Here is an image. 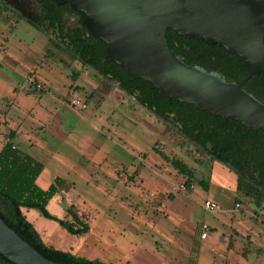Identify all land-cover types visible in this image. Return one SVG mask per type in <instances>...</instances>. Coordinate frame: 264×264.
Listing matches in <instances>:
<instances>
[{
  "label": "rangeland",
  "instance_id": "1",
  "mask_svg": "<svg viewBox=\"0 0 264 264\" xmlns=\"http://www.w3.org/2000/svg\"><path fill=\"white\" fill-rule=\"evenodd\" d=\"M7 140L43 165L41 189L69 183L47 211L71 221L74 205L89 226L73 235L23 210L46 246L105 264H264L260 193L0 6V150ZM164 156L192 170L188 189Z\"/></svg>",
  "mask_w": 264,
  "mask_h": 264
},
{
  "label": "water",
  "instance_id": "2",
  "mask_svg": "<svg viewBox=\"0 0 264 264\" xmlns=\"http://www.w3.org/2000/svg\"><path fill=\"white\" fill-rule=\"evenodd\" d=\"M51 1L78 12L87 34L105 45L104 58L128 78L149 82L161 97L214 118L264 130V105L241 90L253 75H264V0ZM167 31L237 56L242 79L228 83L186 65L169 49ZM0 257L9 264H58L43 258L1 219Z\"/></svg>",
  "mask_w": 264,
  "mask_h": 264
},
{
  "label": "trees",
  "instance_id": "3",
  "mask_svg": "<svg viewBox=\"0 0 264 264\" xmlns=\"http://www.w3.org/2000/svg\"><path fill=\"white\" fill-rule=\"evenodd\" d=\"M84 32L86 30L84 29ZM84 33V34H85ZM169 49L175 56L183 58L188 66L200 68L207 73L223 76L231 82V70L242 67L235 55L228 54L217 45H208L197 39H189L166 32ZM105 45L97 39L79 37L69 55L83 66L90 68L98 76L117 84L118 89L131 97L138 105L152 113L164 124L172 126L186 141L197 150L208 155L205 145L210 143L214 148L221 149L219 160L231 163V120L225 122L214 118L207 112L195 110L193 106L163 98L153 89L149 82L128 78L115 64L104 58ZM237 79L240 75H237ZM261 75L253 76L254 78ZM164 159L186 180L188 189L193 180V172L179 160ZM43 170V165L30 155L21 152L13 143L5 141L0 150V219L14 231L23 241L36 250L43 258L58 264H105L98 260L76 257L70 253L46 246L39 234L24 215L22 209L35 210L43 218L56 222L73 235L89 232V226L82 223L74 205L65 206V213L71 221L60 220L47 211V205L57 193H67L69 183L56 178L47 189H41L36 180ZM199 185L207 188L205 181ZM247 193L256 192L247 187ZM0 264H9L0 257Z\"/></svg>",
  "mask_w": 264,
  "mask_h": 264
},
{
  "label": "flooded vegetation",
  "instance_id": "4",
  "mask_svg": "<svg viewBox=\"0 0 264 264\" xmlns=\"http://www.w3.org/2000/svg\"><path fill=\"white\" fill-rule=\"evenodd\" d=\"M0 6L66 52L73 53V46L79 41V37H88L79 13L67 4L56 5L51 0H0ZM240 67L241 74L237 68L231 70L233 80L229 83L237 84L242 79L241 63ZM238 74L240 78L237 79ZM257 75L262 77L252 79ZM253 76L241 86V90L264 105V75ZM207 144L205 147L209 157L225 165L246 187H252L264 197V130H247L231 120V163H222L219 160L221 149L212 146L209 150Z\"/></svg>",
  "mask_w": 264,
  "mask_h": 264
},
{
  "label": "built area",
  "instance_id": "5",
  "mask_svg": "<svg viewBox=\"0 0 264 264\" xmlns=\"http://www.w3.org/2000/svg\"><path fill=\"white\" fill-rule=\"evenodd\" d=\"M70 105L72 107H80L81 110H85L86 109V105L85 104H80V102L78 100H71L70 101ZM186 188V186H181V189L184 191ZM203 209L206 211H213L217 208V206L215 205V203H213L210 200H206L203 204ZM240 206L237 204L236 208H239ZM209 232V226L206 224H202L201 225V233H200V239L201 240H205L207 238V234Z\"/></svg>",
  "mask_w": 264,
  "mask_h": 264
},
{
  "label": "crops",
  "instance_id": "6",
  "mask_svg": "<svg viewBox=\"0 0 264 264\" xmlns=\"http://www.w3.org/2000/svg\"><path fill=\"white\" fill-rule=\"evenodd\" d=\"M82 77V76H81ZM81 77H79V80H81ZM82 81V80H81ZM111 94V93H110ZM110 94H109V97H110ZM114 99H115V101L117 102V105H118V100H117V97L114 95V97H113ZM4 144V143H3ZM36 184H37V182H36ZM45 190V189H44ZM52 200V199H51ZM50 200V201H51ZM49 201V202H50ZM23 210H25V209H22L21 211H22V214L24 215V213H23ZM24 217L26 218V220L30 223V224H32L28 219H27V217L24 215ZM32 226H33V224H32ZM34 228V227H33ZM37 232V231H36ZM38 233V232H37ZM200 233H201V229H200ZM39 234V233H38ZM40 236V235H39ZM41 238V237H40ZM42 240V239H41ZM42 242H43V240H42ZM44 243V242H43ZM45 244V243H44ZM46 245V244H45Z\"/></svg>",
  "mask_w": 264,
  "mask_h": 264
}]
</instances>
